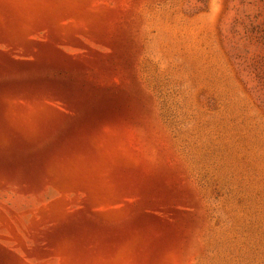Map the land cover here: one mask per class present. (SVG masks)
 Here are the masks:
<instances>
[{"label": "rangeland", "instance_id": "1", "mask_svg": "<svg viewBox=\"0 0 264 264\" xmlns=\"http://www.w3.org/2000/svg\"><path fill=\"white\" fill-rule=\"evenodd\" d=\"M0 264H264V0H0Z\"/></svg>", "mask_w": 264, "mask_h": 264}]
</instances>
